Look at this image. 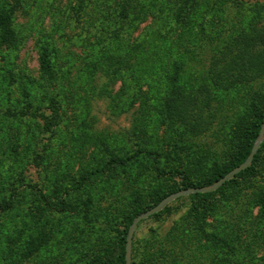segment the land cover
<instances>
[{"label":"rangeland","instance_id":"1","mask_svg":"<svg viewBox=\"0 0 264 264\" xmlns=\"http://www.w3.org/2000/svg\"><path fill=\"white\" fill-rule=\"evenodd\" d=\"M43 48L52 79L39 71ZM262 53L264 0H0V203L12 197L0 264H120V235L184 190L154 164L197 185L241 154L264 117ZM177 65L181 82L197 77L192 100L202 96L184 120L168 101ZM136 143L156 156L76 185ZM256 153L207 201L178 196L138 221L129 264H264V137Z\"/></svg>","mask_w":264,"mask_h":264},{"label":"trees","instance_id":"2","mask_svg":"<svg viewBox=\"0 0 264 264\" xmlns=\"http://www.w3.org/2000/svg\"><path fill=\"white\" fill-rule=\"evenodd\" d=\"M114 41V39H113ZM116 41V40H115ZM121 41L122 39L119 38V46L121 45ZM123 42V41H122ZM125 44V43H124ZM263 54V55H262ZM260 54H255L254 55V59L255 56L257 61V65L260 66L262 65L264 67V53ZM180 67L179 65L176 66V70L174 69V67L172 68L171 73L172 75L169 78V106L171 107V109H173V111H175V115H177L178 119L180 120H184L183 114L184 111L186 109V107L191 106L192 104H197L199 102H201V97L200 100L195 102V100H192L191 96L189 95L190 93H192L193 90V83L192 81H195V79H197V77L195 78V76H189L187 79V82H181L180 80H178L177 77H175L174 75H176L177 71H180ZM39 71L41 73V75L45 78V79H52V69L49 63V57L46 51V48L41 49V53H40V58H39ZM174 74V75H173ZM199 80V79H198ZM189 87V89H186V87ZM204 94V93H203ZM202 94V95H203ZM207 94V92H206ZM181 95H183V102L180 104L178 101L181 97ZM208 95V94H207ZM262 112L260 113V115L258 116V118L255 121V124L248 130V136L246 138L247 140V144L244 146L243 151L241 152V154L237 157V159L235 161H233L229 166L225 167L224 169H222L221 171H218L216 174H214L210 179L199 183L197 185H194L188 175L180 169H169L167 171H160V169L154 164L153 168L156 172L157 175L160 176H169V177H178L181 181V185H182V189H189V188H195V187H205V186H210L212 185L215 181H217L219 178L223 177L225 174H227L230 170H232L234 167H237L238 165H240L241 163H243L245 161V159L247 158L251 146L254 142V140L256 139V137L258 136V132L260 129V125L262 123ZM136 149L131 152L130 154L126 155L125 157H120V156H116V155H110L107 160L105 161V163L98 168H95L87 173H85L80 179L79 181L76 183L77 186H80L81 184H83V182H85L86 180H88L91 176L100 173L105 167L111 165V164H126L129 161H131L132 159L139 157V156H150V157H155L156 156V152L151 150V149H147L145 147H142L140 144L136 143ZM257 154L256 153L249 165V167H247L246 169H244L243 171L239 172L238 174L234 175L232 177L231 180L225 182V184H229L231 181L234 180V178H241L244 176V174L248 173L249 171H251V168H253L254 163L256 162L257 159ZM28 187L30 189H32L34 192L37 193V195L39 196V198L42 200L43 202V206L48 207V208H53L55 207V205H53L50 201V199L43 195V193H41V191L34 185H28ZM68 193V192H66ZM216 193V191H209V192H200V193H193L190 194L188 197L192 200H196L198 201V203H202L207 201L212 195H214ZM160 201V199H158L154 205H156L158 202ZM66 202H64V200H62L57 208H53L54 210L58 211V212H63L66 209ZM12 204V197L9 196L8 201L0 203V210L1 211H6L8 209L11 208ZM138 212L134 213L133 215H136ZM133 215L130 217V219L128 220V224L130 223L131 219L133 218ZM125 239H126V230L120 235V249H119V259H120V264H124V244H125ZM186 252L188 253L187 255V259L194 254L195 258L199 257V255H201L202 253H204V251H195V249H191L188 250L186 249ZM190 254V256H189ZM189 262H187L186 264H202L203 262L201 260L193 261L191 259H188ZM141 264V263H140ZM213 264H215V262H213Z\"/></svg>","mask_w":264,"mask_h":264},{"label":"water","instance_id":"3","mask_svg":"<svg viewBox=\"0 0 264 264\" xmlns=\"http://www.w3.org/2000/svg\"><path fill=\"white\" fill-rule=\"evenodd\" d=\"M263 137H264V117H263V122L260 126V131L258 133L257 139H256L255 143L253 144L251 151L249 152L247 158L245 159V161L243 163H241L237 167H234L232 170H230L223 177H221L217 181H215L212 185L205 186V187H196V188L184 189L178 193L169 195V196L165 197L163 200H161L154 208H152L149 211L137 216L133 220L131 226L129 227L128 233H127L126 245H125V264H129V261H130L131 237H132L133 228H134L135 224H137L138 221H140L141 219L151 215L152 213L156 212L157 210H160L166 203H168L172 199H175L178 196L189 195V194L200 193V192H209V191L216 190L221 184H223L224 182H226L227 180H229L231 177L238 174L239 172L243 171L244 169H246L250 165V163H251V161H252V159L256 153V150L259 147V143Z\"/></svg>","mask_w":264,"mask_h":264}]
</instances>
